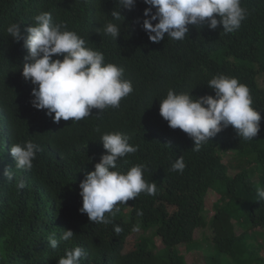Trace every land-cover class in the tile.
I'll use <instances>...</instances> for the list:
<instances>
[{
	"label": "trees",
	"instance_id": "trees-1",
	"mask_svg": "<svg viewBox=\"0 0 264 264\" xmlns=\"http://www.w3.org/2000/svg\"><path fill=\"white\" fill-rule=\"evenodd\" d=\"M241 6L249 15L232 33H224L222 26L214 31L188 26L183 41L165 34L156 44L142 28L143 13L150 7L143 0H136L131 11L121 9L124 25L111 17L119 8L116 0H0V180L4 168L15 167L12 144L30 139L42 149L31 170L16 171L26 180L25 189L17 191L15 180L0 181V264H58L65 249L74 246L88 253L81 264H185L178 246L195 243L194 232L206 226L201 213L209 206L212 190L219 200L213 205L214 253L206 257V264L264 263L253 243L255 235H264V200L256 195L257 187L264 188V87L259 84L264 76V0H242ZM41 12L66 23L89 47L102 51L106 62L125 68L134 91L119 108H108L99 118L94 116L99 110L93 109L92 117L55 123L46 110L32 107L34 85L22 75L28 51L6 29L19 23L23 30ZM110 20L121 23L116 41L97 32ZM219 74L249 87L252 106L260 111L261 131L246 141L229 126L194 151L189 136L171 129L160 116L159 101L169 89L191 92L193 97L214 96L207 83ZM114 131L127 134L138 149L118 160V168L126 172L134 165H146L145 179L155 181L158 190L118 205L121 211L111 217L113 224H96L80 212L79 184L105 154L102 134ZM230 151L248 158V164L250 156H256L262 169L259 184L247 168L229 175L223 159ZM180 156L186 164L183 173L171 169ZM224 197L228 200L220 205ZM137 209L142 216L136 215ZM232 221L245 233L237 235ZM113 225L123 231L116 234ZM138 226L157 228L165 249L154 254L151 241L128 243ZM61 230H72L76 236L51 249L47 237L55 232L59 239Z\"/></svg>",
	"mask_w": 264,
	"mask_h": 264
},
{
	"label": "clouds",
	"instance_id": "clouds-1",
	"mask_svg": "<svg viewBox=\"0 0 264 264\" xmlns=\"http://www.w3.org/2000/svg\"><path fill=\"white\" fill-rule=\"evenodd\" d=\"M146 8L142 28L152 43L159 44L167 37L183 41L189 34L188 26L216 30L222 26L224 33H232L241 27L249 15L241 6L242 0H143ZM119 8L111 13L114 21L124 25L121 9L131 11L136 0H116ZM153 9L155 11L153 12ZM34 24L21 29V24L12 23L6 31L13 41H23L28 56L23 64L22 75L34 85L30 101L33 108L46 110V115L55 123L80 121L92 117V110H99V118L108 108H119L122 99L133 93V83L125 78V68L106 62L102 51L88 46V41L76 31L68 30L64 22H57L50 12H41L33 17ZM155 22V23H154ZM121 23L107 22L97 32H103L116 41L121 35ZM55 57V59H54ZM207 86L215 95L193 97L191 92L169 89L159 106L160 116L171 129H180L194 143V151L209 143L211 138L232 126L239 139L253 140L261 131V115L253 105L251 90L238 78L219 74L211 78ZM54 114V116H53ZM100 131L99 128L96 129ZM100 141L105 154L95 164V170L87 173L79 184L82 197L81 213H86L90 222L113 224L111 217L121 211L118 205H127L141 193L155 195L157 183L145 179L146 165L137 164L129 170L118 168V160L138 149L129 143V136L120 131L102 134ZM42 149L32 140L12 144L10 154L15 162L4 168L2 180L13 182L17 191L27 187L18 170H31L37 152ZM186 164L180 156L171 165L172 171L183 173ZM258 200H264V188L257 187ZM108 214V215H106ZM137 216L143 212L136 210ZM114 232L123 229L113 225ZM138 230V228L134 229ZM76 235L72 230H61L59 239L52 232L47 237L51 249L61 241H71ZM88 259L82 246L65 249L58 264H81Z\"/></svg>",
	"mask_w": 264,
	"mask_h": 264
},
{
	"label": "rangeland",
	"instance_id": "rangeland-1",
	"mask_svg": "<svg viewBox=\"0 0 264 264\" xmlns=\"http://www.w3.org/2000/svg\"><path fill=\"white\" fill-rule=\"evenodd\" d=\"M259 84L264 87V76L259 78ZM240 158L237 152H227L224 157V164L228 167L229 175L234 177L239 173H242L244 169H249L251 171V179L256 184L260 183L262 177V169L260 163L256 160V156H250L249 159L252 160L250 164L247 163V160ZM210 203L206 211H203L201 214L206 221L205 227H200L194 232V241L195 243L188 245L178 246V251L183 256L185 264H206V257L214 253V238L216 236V229L213 223V219L217 213V210L213 208L214 203H218V195L216 191L212 190L209 192ZM228 197H224L220 205H223L224 201H227ZM233 230L237 235H241L244 232L243 227L237 221H232ZM138 230H135L129 237L128 243L130 242H142L148 243L152 242L153 247L151 248L154 254H159L165 249L163 243V238L157 234L158 229L152 228L150 230H144L140 226L137 227ZM255 240L253 243L257 247L259 252V257L264 260V235H255ZM224 262V261H223ZM258 264V263H256ZM264 264V263H263Z\"/></svg>",
	"mask_w": 264,
	"mask_h": 264
}]
</instances>
